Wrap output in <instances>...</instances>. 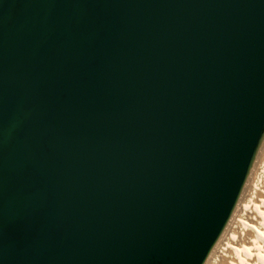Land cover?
Segmentation results:
<instances>
[{
	"label": "water",
	"instance_id": "1",
	"mask_svg": "<svg viewBox=\"0 0 264 264\" xmlns=\"http://www.w3.org/2000/svg\"><path fill=\"white\" fill-rule=\"evenodd\" d=\"M264 146V0H0V264H206Z\"/></svg>",
	"mask_w": 264,
	"mask_h": 264
},
{
	"label": "bare ground",
	"instance_id": "2",
	"mask_svg": "<svg viewBox=\"0 0 264 264\" xmlns=\"http://www.w3.org/2000/svg\"><path fill=\"white\" fill-rule=\"evenodd\" d=\"M263 154L264 146L234 216L206 264H264V165L259 181L252 185Z\"/></svg>",
	"mask_w": 264,
	"mask_h": 264
},
{
	"label": "rangeland",
	"instance_id": "3",
	"mask_svg": "<svg viewBox=\"0 0 264 264\" xmlns=\"http://www.w3.org/2000/svg\"><path fill=\"white\" fill-rule=\"evenodd\" d=\"M263 162V163H262ZM264 165V154H263V157H262V160L260 161V163H259V165H258V171L256 172V175H255V177H254V180H253V183H252V185H255L258 181H259V179L258 178H260V174H261V170L260 169H262V166ZM258 176V177H257ZM261 186H264V185H261Z\"/></svg>",
	"mask_w": 264,
	"mask_h": 264
}]
</instances>
